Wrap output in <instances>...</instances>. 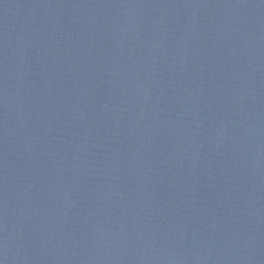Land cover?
Returning a JSON list of instances; mask_svg holds the SVG:
<instances>
[{
	"label": "water",
	"instance_id": "obj_1",
	"mask_svg": "<svg viewBox=\"0 0 264 264\" xmlns=\"http://www.w3.org/2000/svg\"><path fill=\"white\" fill-rule=\"evenodd\" d=\"M0 264H264V0H0Z\"/></svg>",
	"mask_w": 264,
	"mask_h": 264
}]
</instances>
